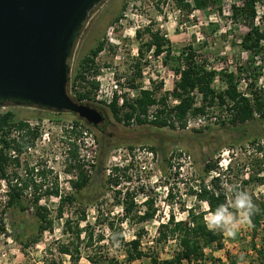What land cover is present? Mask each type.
Here are the masks:
<instances>
[{"label": "rangeland", "instance_id": "1", "mask_svg": "<svg viewBox=\"0 0 264 264\" xmlns=\"http://www.w3.org/2000/svg\"><path fill=\"white\" fill-rule=\"evenodd\" d=\"M235 0H224L223 9L211 3L203 9L192 10L181 8L175 0H106L91 14L77 40L71 58L70 81L80 67L82 58L95 47L100 40L105 42L103 51L96 57V65L88 74V79L105 71H114L115 81L126 97L132 98V92H139L138 88L150 87L156 89L160 95L172 92L176 82L177 73L171 64H164L165 52L156 55L154 50H140L141 45L150 39V33L159 32L161 36L173 45V54H180L184 47L192 46L196 50L199 60H205L209 68L218 71L212 87L217 92L223 91L227 83L222 77L223 71H236L237 78L243 77L248 83L246 92L264 85V46L259 53H251L241 46L244 33L248 25L235 24L231 19L230 4ZM258 4L259 16L257 24L264 30V0ZM193 6V5H192ZM120 14L119 19H116ZM148 26L137 31L136 35L130 30L135 24ZM115 26V32L121 44L108 41V29ZM142 32L138 36V32ZM140 61L141 75L136 62ZM93 81V80H92ZM96 81V80H94ZM99 83V82H98ZM69 91V89H68ZM75 94V89L71 88ZM69 91V94L71 95ZM95 92V89H94ZM92 102L95 107L108 115V124L102 131L100 129H86L81 121L75 122L79 117L70 112H58L33 106H20L6 104L0 106V113L13 111L17 119H23L32 128L38 130V137L34 145L20 156V164L13 163L10 173L17 171L21 177H26V163L35 166L34 181L44 183L45 187L57 185L63 198L73 193L72 180H76V169L68 170L70 148H77V153L86 169L94 178L85 193L96 194L102 191V181L105 174L111 173V168L117 164L124 165L126 161L133 163L128 175L131 180L122 182L121 187L129 188L135 197L136 207L128 218H124L122 230L126 241H132L141 236L142 248L146 251L155 250L162 258H170L179 248L176 238L166 243H158L159 226L168 220L171 213L177 220L189 222L188 209L194 207L196 211L211 214L207 201H198L190 189L196 188L205 178L209 183L212 174H206L204 165L206 159L217 160L225 170L219 183L226 194L229 211L235 213L231 201L236 191H246L252 198H264V183L259 180L264 177V118L258 114L257 118L245 123L233 125L230 119L233 113L226 106L214 105L209 111H214L221 116L215 123L204 128H177L171 126L157 127L151 124H137L134 119L130 124L119 120L108 107L110 104ZM196 96V95H195ZM197 102L202 103V94L198 92ZM169 103L174 104L173 97L169 95ZM126 110V109H123ZM122 110V112H123ZM77 133H72L73 129ZM200 129V131H197ZM48 133L50 140H44L43 135ZM96 135L105 136L108 144H112L106 161V170L92 167L96 157L100 154V145ZM76 143V144H74ZM130 147H133L131 150ZM262 147V150L260 149ZM174 157V167L170 168L166 158ZM123 159H126L123 162ZM232 161V162H231ZM232 163L229 169L228 164ZM180 166V168H177ZM100 170V172L98 171ZM98 171L99 173L97 174ZM106 171V172H105ZM178 171L180 173H178ZM96 172V173H95ZM124 172V171H121ZM125 177H123L124 179ZM5 188V186H3ZM172 189L173 198L167 196L168 189ZM33 190L29 188L25 194L27 201L33 198ZM107 194L102 199L104 213L118 223L117 218H122V203H118L113 188L106 190ZM154 201L157 208L155 216L141 221L139 216L147 210L146 199ZM4 190L0 191V208L4 202ZM61 197L58 195L43 196L41 203L46 205L54 218V228L40 235L36 244L22 247L19 239H27L37 232V220L33 208L26 213H20L10 208L6 214V232L0 235V264H73L68 254L59 252V246L69 241V234L65 233V219L76 220L80 217V209L65 201L63 217L59 218L58 207ZM137 213V215H135ZM98 210L96 205L88 208L87 221L93 225L97 220ZM83 225L85 222H83ZM116 223V224H117ZM100 231L97 229L96 232ZM106 233L103 244L104 251H109L110 256H116L123 264H152L147 256L133 262H127L125 247L117 240L111 243L108 237V228H103ZM263 232L254 233L252 224H241L235 238L224 234L225 246L223 249H210L208 255L229 262L231 256L236 257L239 264H258L264 261ZM87 239L84 234L81 239V256L77 264H92L87 254L93 249L85 248ZM260 249H263L262 252ZM208 264H214L208 260ZM188 264V263H186Z\"/></svg>", "mask_w": 264, "mask_h": 264}, {"label": "trees", "instance_id": "2", "mask_svg": "<svg viewBox=\"0 0 264 264\" xmlns=\"http://www.w3.org/2000/svg\"><path fill=\"white\" fill-rule=\"evenodd\" d=\"M223 1L193 0L194 5L192 6L189 0H175L181 8L188 9L189 11L193 8L203 9L211 3L219 9V12L223 9ZM261 2L263 1L235 0L230 4L232 21L237 25L245 24L249 26V29L242 36L240 44L242 48L251 53H259L264 46V30L257 24L259 16L258 4ZM121 15L116 19H119ZM145 30L150 33V39L141 45V53L144 49L146 51L153 49L156 55L165 52L164 64H171L175 72L180 74V77L176 79L172 92L166 91L160 95L156 93V89L140 88L139 85L133 83L135 79L129 81L133 87L139 89L138 95L132 99L126 97V94L123 93L124 101L121 106L118 104V96H115L113 102L108 105L119 120L125 124H130L134 119V122L137 124H151L157 127H176L175 123L178 121L180 127L185 128L189 113H205L208 105L215 104L226 106L233 113L230 119L233 125L253 120L257 118L256 114L264 118V87L251 89V96L244 95L239 91L236 82L237 73L241 69L237 68V73L236 71H223L222 77L227 83V87L223 91L217 92L212 87V83L218 71L214 68H209L205 60H199L194 47L191 45L184 47L181 49L180 54L175 56L173 54V45L169 40L161 36L159 32H153L150 27H147ZM141 34V31L138 32V36H141ZM104 45L105 42L100 40L82 58L73 81L69 82V91L71 88L75 89V97L71 96L79 102L93 105V92L98 87V82L89 80L88 74L93 69L94 73L98 72L99 68L96 65L95 59L103 51ZM140 63L138 60L136 66L139 70L138 74L141 75ZM195 91L202 94L203 103L201 106H195ZM169 95L173 97V100H178V102L176 104L169 103ZM155 104H161L162 106L161 108H157L155 118L149 119L147 117L148 109ZM81 121L83 120L79 118L75 122L78 125ZM83 125L86 129H95L86 122ZM197 131H200V129H197ZM72 133H77V129H73ZM96 136V141L99 143L101 151L99 156L96 157V163H92L91 166L106 170L105 163L112 144H108L109 141L105 136L101 138L98 135ZM37 137L38 130L32 128L25 120L17 119L13 111L9 110L0 113V191L1 189L4 190L5 197L0 208V235L6 232L7 224L5 219L10 208L20 213H26L32 207L37 220V232L27 239H19V242L23 248L36 244L40 235L46 231H52L54 228V218L51 216L49 208L41 203V199L43 196L59 195L61 197L58 207L59 218L63 217L65 201L80 209V217L76 220L69 217L65 219V233L69 234V241L59 246V252L68 254L73 264H77L80 259L83 234L87 239V243L84 245L85 248H88L87 250L89 248L93 249L91 253L87 254V258L92 264H123V261L118 257L110 256L109 251L103 250L105 248L101 242L106 237L103 228H108V237L111 243L117 240L120 245L125 247L127 254L125 260L127 262H133L147 256L152 264H208V260L214 264H239L236 257L233 256H231L229 262H225L222 259L208 255L206 251L208 248H224L225 236L223 232L208 230L204 222L205 212L196 211L194 207L188 209L189 222L177 220L175 215L171 213L168 220L159 226V236L156 238L158 243H166L172 238H176L179 242V248L172 257L162 259L155 250H144L140 235L132 241H126L122 230V223L124 218H128L136 207L133 192L129 188L124 189V187H121L122 182L131 180V177L127 173V170L133 164L130 161H126L124 165L117 164L113 166L110 174L104 173L102 191L96 194L85 193V189L90 186L94 174H90L86 169V163L82 162L79 158L77 148H70L68 170L76 169L78 177L76 180H72L73 193L65 195L64 198L61 196L57 185H47L43 189L44 183L34 181L33 173L35 169L38 173L42 174L45 173V170L39 171L35 166H30L29 162L26 163V171L28 173L26 177H21L17 171L10 173V166L13 163L20 164V156L34 145ZM130 149L132 150L133 147H130ZM260 149L262 150V147ZM13 150L16 152L15 156L12 154ZM173 158V156L166 158V162L170 168L175 166ZM125 160L123 159V162ZM231 162L228 164V169L232 167ZM177 168H180V166ZM98 171L100 172L99 169ZM98 171H96L97 174L99 173ZM213 171H216L217 174H212L209 183H206L205 178H203L196 188L190 189L191 194H194L199 202L207 201L212 213L222 204L227 206L225 191L219 185L225 170L219 165L217 160L206 159L204 172L208 175ZM178 173L180 172L178 171ZM123 177L125 178L123 179ZM259 180L264 183V177ZM29 188L33 190V198L27 201L25 192ZM111 188H113L115 196L118 198V203H122L123 213L122 218H117L118 223L108 213H104L102 207V199L107 194L106 190ZM167 196L169 199L173 198L172 189H168ZM145 202L147 210L139 216L141 221L153 218L157 212L153 199L147 198ZM253 203L256 205V210L251 217L252 228L255 234L261 230L263 232L262 237H264V198L261 200L254 198ZM90 205H96L98 210L97 220L93 225L87 221ZM82 221L85 222L84 225ZM97 229H100V231L96 232ZM262 246L264 248V241ZM262 250L260 249L261 252ZM258 264H264V261Z\"/></svg>", "mask_w": 264, "mask_h": 264}, {"label": "water", "instance_id": "3", "mask_svg": "<svg viewBox=\"0 0 264 264\" xmlns=\"http://www.w3.org/2000/svg\"><path fill=\"white\" fill-rule=\"evenodd\" d=\"M106 0H0V106L70 112L88 125L107 113L68 91L71 58L92 12Z\"/></svg>", "mask_w": 264, "mask_h": 264}, {"label": "built area", "instance_id": "4", "mask_svg": "<svg viewBox=\"0 0 264 264\" xmlns=\"http://www.w3.org/2000/svg\"><path fill=\"white\" fill-rule=\"evenodd\" d=\"M192 5H194L193 0H189ZM151 22V19H148V23L146 24H135L134 27L130 30L126 29V32H131L132 35H136L137 31L141 28H144L145 26H148ZM108 41L112 42L113 44H121L122 42L118 40V37L115 32V26H111L108 29ZM121 42V43H120ZM177 79L180 77V74L176 75ZM92 80H96L98 83V87L95 89L94 92V100H96L98 103H105V104H111L115 98V96H118V104L121 106L124 101L123 91L120 89L119 85L115 81V73L114 71H103L102 73H99L97 76H93ZM237 87L239 91H241L246 96H251L250 92H246L245 89L248 86V83L245 81V78L240 77L236 78ZM264 87V85H263ZM144 89H151L150 87H143ZM71 93V91H70ZM132 96L138 95V92H132ZM194 94L196 95L197 100V94L198 92L195 91ZM201 94V93H200ZM72 96L75 97V94H72ZM176 104L178 100H174ZM203 103V101H202ZM201 102H195V106H201ZM231 103V102H230ZM217 105V104H215ZM161 104H155L153 106H150L148 109L147 117L149 119L155 118V113L157 108H161ZM214 105L207 106L205 113H189L187 120H186V128H204L207 127L211 123H215L216 121L221 119V116L218 115V113L214 111H209L211 107ZM257 115V114H256ZM177 128H181L178 121L175 123ZM44 140H50L48 133L43 135ZM13 156L16 155V152L12 151Z\"/></svg>", "mask_w": 264, "mask_h": 264}, {"label": "clouds", "instance_id": "5", "mask_svg": "<svg viewBox=\"0 0 264 264\" xmlns=\"http://www.w3.org/2000/svg\"><path fill=\"white\" fill-rule=\"evenodd\" d=\"M231 207L238 213V217L225 205H220L216 210L205 216L204 222L210 231L223 232L235 238L241 224H250L251 217L256 210L251 196L246 191H236L231 201Z\"/></svg>", "mask_w": 264, "mask_h": 264}, {"label": "flooded vegetation", "instance_id": "6", "mask_svg": "<svg viewBox=\"0 0 264 264\" xmlns=\"http://www.w3.org/2000/svg\"><path fill=\"white\" fill-rule=\"evenodd\" d=\"M61 113V112H58V114ZM73 114V113H72ZM75 115V114H74ZM76 116V115H75ZM109 120H108V117L106 118L105 122L100 124L99 126L97 127H94L95 129H100L102 131V128H104L105 126H107Z\"/></svg>", "mask_w": 264, "mask_h": 264}]
</instances>
